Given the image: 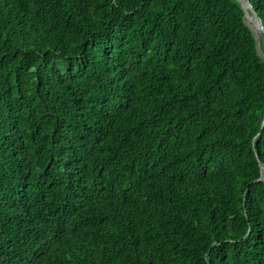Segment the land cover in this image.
Returning <instances> with one entry per match:
<instances>
[{
    "label": "trees",
    "instance_id": "16d2710c",
    "mask_svg": "<svg viewBox=\"0 0 264 264\" xmlns=\"http://www.w3.org/2000/svg\"><path fill=\"white\" fill-rule=\"evenodd\" d=\"M259 51L234 0H0V264H264Z\"/></svg>",
    "mask_w": 264,
    "mask_h": 264
},
{
    "label": "water",
    "instance_id": "95a60500",
    "mask_svg": "<svg viewBox=\"0 0 264 264\" xmlns=\"http://www.w3.org/2000/svg\"><path fill=\"white\" fill-rule=\"evenodd\" d=\"M242 13L244 23L246 22L250 23L251 25V31L255 34L256 41L259 44L260 41H264V26L262 25L260 19L256 16L255 11L252 9V7L248 4L246 0H234ZM264 124V114L261 120L260 128H262ZM258 171H259V180L264 182V165L258 161Z\"/></svg>",
    "mask_w": 264,
    "mask_h": 264
},
{
    "label": "rangeland",
    "instance_id": "374dc122",
    "mask_svg": "<svg viewBox=\"0 0 264 264\" xmlns=\"http://www.w3.org/2000/svg\"><path fill=\"white\" fill-rule=\"evenodd\" d=\"M246 25L250 28V30H252L251 29V25H250V23H248V22H246ZM253 32V31H252ZM254 36H255V34H254ZM256 38V37H255ZM262 41V40H261ZM260 41V42H261ZM259 54H260V56L262 57V59L264 60V56L262 55V53L259 51Z\"/></svg>",
    "mask_w": 264,
    "mask_h": 264
},
{
    "label": "bare ground",
    "instance_id": "6f19581e",
    "mask_svg": "<svg viewBox=\"0 0 264 264\" xmlns=\"http://www.w3.org/2000/svg\"><path fill=\"white\" fill-rule=\"evenodd\" d=\"M263 175H264V172H263Z\"/></svg>",
    "mask_w": 264,
    "mask_h": 264
}]
</instances>
